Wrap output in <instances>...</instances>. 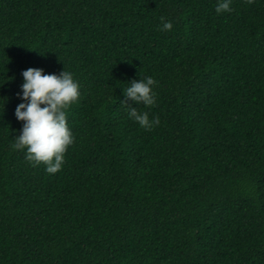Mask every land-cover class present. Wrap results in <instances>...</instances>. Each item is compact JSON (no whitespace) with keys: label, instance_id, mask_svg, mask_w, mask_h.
<instances>
[{"label":"trees","instance_id":"trees-1","mask_svg":"<svg viewBox=\"0 0 264 264\" xmlns=\"http://www.w3.org/2000/svg\"><path fill=\"white\" fill-rule=\"evenodd\" d=\"M215 3L0 0V264H264V0ZM28 67L80 85L51 174L11 147Z\"/></svg>","mask_w":264,"mask_h":264},{"label":"clouds","instance_id":"clouds-1","mask_svg":"<svg viewBox=\"0 0 264 264\" xmlns=\"http://www.w3.org/2000/svg\"><path fill=\"white\" fill-rule=\"evenodd\" d=\"M231 0H216L214 5L217 14L230 11ZM158 25L161 31L170 30L172 23L165 20ZM23 82L17 93L20 102L16 104L14 115L22 121L19 134L13 137L11 147L23 150L24 158L33 165L43 164L44 171L57 172L64 162V153L74 141V136L66 118L67 110L78 101L80 85L73 72L65 70L58 73H47L39 67H28L21 71ZM157 81L151 75L142 79H132L122 88L123 96L152 106L156 102L154 85ZM126 105L129 118L145 129L151 130L159 124V118H149L147 111H138L136 107Z\"/></svg>","mask_w":264,"mask_h":264}]
</instances>
